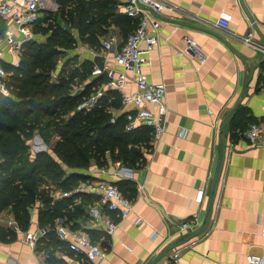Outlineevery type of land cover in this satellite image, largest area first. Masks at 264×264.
I'll use <instances>...</instances> for the list:
<instances>
[{"label": "crops", "instance_id": "obj_1", "mask_svg": "<svg viewBox=\"0 0 264 264\" xmlns=\"http://www.w3.org/2000/svg\"><path fill=\"white\" fill-rule=\"evenodd\" d=\"M104 1L110 2L113 13L105 28L107 33L100 37L102 47L92 49L80 38L78 30L72 29L78 52L70 59H77L80 65L86 60L94 63L95 57H101L105 72L107 69L120 71L113 56L133 32L134 21L124 13L125 0ZM162 1L177 6L178 10L165 11L161 15L159 43L142 71L150 82L166 87L165 132L159 139L153 135L149 150L143 148L145 163L141 166L110 163L107 168H99L92 163L87 170H77L62 165L67 173L76 171L90 176L89 182H131L138 193L133 201V213L119 222L113 238H105L102 227L92 219L84 226L102 232V240H108L110 247L105 258L90 262L83 254H70L67 249L59 248L54 256L65 264H150L169 242L181 240L203 224L221 150L222 173L206 230L154 264H172L170 257L177 250L181 254L176 264H250L249 255L264 258V147L251 145L243 135L232 140L234 114L224 124L226 115L244 91L240 107L246 108L249 116L256 119L255 123L264 128V52L261 50L264 49V0ZM63 2L65 0H46L48 10L39 25L45 26L44 18L56 16L57 23L62 26ZM64 7L69 10L66 5ZM221 17L228 18V29L217 26ZM15 30L12 23L0 20V67L19 64L20 53L4 43L9 31L15 33L17 40L22 38ZM41 37L43 34L35 33L34 40L44 42L39 40ZM187 37L201 47L204 63L187 50ZM247 38L249 44L245 42ZM111 40L113 49L105 50L104 43ZM79 48L88 50L89 55L81 56ZM94 69L97 71L96 66ZM95 71L93 77L102 74ZM129 79L124 88L127 95L135 91L131 76ZM245 80L246 88L243 87ZM109 90L114 89L105 84L89 98L98 92L106 95ZM117 93L120 106L110 108L116 119L135 109ZM36 134V148L41 150L36 153L47 152L53 156L52 148ZM55 160L60 162L56 157ZM199 189L205 190L201 204L195 201ZM57 190L54 198H66ZM84 192L98 199L95 194ZM37 209L31 210L27 232L32 234L41 231ZM137 218L142 222L136 224ZM9 220H13L11 214L6 211L0 214V226L12 230ZM85 229L75 232L89 236ZM14 233L11 239L0 238V264H47V255L27 245L22 231ZM70 241L68 238L63 243L68 247Z\"/></svg>", "mask_w": 264, "mask_h": 264}, {"label": "trees", "instance_id": "obj_2", "mask_svg": "<svg viewBox=\"0 0 264 264\" xmlns=\"http://www.w3.org/2000/svg\"><path fill=\"white\" fill-rule=\"evenodd\" d=\"M63 3L60 18L69 28L58 23L44 28L38 23L34 32L48 35L46 41L24 44L17 67L4 64L10 73L4 83L9 94L0 92V214L4 211L11 214L20 230L27 232L31 210L38 206V226L45 234L35 250L47 255V264H65L54 256L59 248L74 253L59 239L55 230L57 221H62L70 230L83 231L91 219L88 211L98 200L87 192L73 193L92 178L76 171L67 173L62 165L77 170H87L92 163L99 168H107L110 163L141 166L145 163L142 150L151 148L153 138V130L146 126L127 130L125 116L114 124L110 122L113 116L110 108L120 106V96L115 90L107 91L89 109H79L109 78L105 71L93 77L95 63L92 61L79 65L77 59L62 62L59 57L75 48L72 29L78 30L80 38L92 49L99 50L100 37L107 33L105 28L109 26L113 9L104 0H65ZM49 17L44 18V23ZM133 23L134 31L137 22ZM80 86L83 89L74 92ZM233 114L232 140L256 121L240 106ZM35 132L46 144L52 138L57 139L52 146L54 157L47 152L32 157L29 143ZM43 179L62 193L72 195L54 198L49 189L40 187ZM113 184L129 200L136 199L135 184L125 181ZM103 212L117 220L115 213L107 208L103 207ZM85 231L94 243L109 249L108 240H102V232ZM14 234L13 230L0 226L1 239H11Z\"/></svg>", "mask_w": 264, "mask_h": 264}, {"label": "built area", "instance_id": "obj_3", "mask_svg": "<svg viewBox=\"0 0 264 264\" xmlns=\"http://www.w3.org/2000/svg\"><path fill=\"white\" fill-rule=\"evenodd\" d=\"M47 10L46 0H0V20L12 23L15 26V32L22 37L17 40L15 33L9 31L5 35L4 43L15 52L21 53L24 44L34 40V28ZM123 10L127 17L137 22V28L115 51L113 58L121 70L107 69L109 82L106 87L119 92L125 103H131L135 107L133 113L125 116L127 130L131 131L140 125L146 126L151 128L154 137L159 139L164 134L167 123L166 87L164 84L150 82L142 71V66L148 62L150 54L159 43L162 27L161 15L165 11H176L178 7L162 0H125ZM229 24L230 22L226 17H221L217 21V26L222 29H228ZM245 42L249 44L250 39H245ZM185 43L187 50L191 51L201 63H204L205 56L199 44L189 37L185 38ZM104 49L112 50L113 41L105 42ZM261 50L264 52V49ZM95 73L100 74L102 71L97 70ZM129 76H131L135 91L127 95L124 93V88L130 82ZM8 77L9 74L3 67H0V92L6 96L9 92L4 83ZM103 96L104 94L98 92L82 103L79 109H89ZM153 106L155 110L152 109ZM116 121V117H112L110 120L112 124ZM242 135L251 145L264 147V128L260 124H251ZM84 191L95 194L99 199L96 205L90 207L88 215L95 224L102 227L105 238H113L119 222L133 213L134 202L125 197L119 188L110 182L83 183L73 193ZM204 194V189L197 191L195 201L198 204L203 202ZM70 195L72 193L62 194L63 197ZM103 207L115 213L117 220L103 212ZM59 221L55 228L57 235L61 241H67L68 238H71L68 245L73 252L83 254L90 262L107 256L108 249L101 247L100 243H94L86 234L70 230ZM141 222L140 218L135 220L136 224ZM8 226L15 232L21 231L14 220H9ZM22 233H24L25 243L35 249L38 240L45 234V231L41 230L39 234ZM262 234L264 235V226ZM180 254V250L172 253L170 257L172 264L177 263ZM247 260L250 264H264V258L259 255H249Z\"/></svg>", "mask_w": 264, "mask_h": 264}, {"label": "water", "instance_id": "obj_4", "mask_svg": "<svg viewBox=\"0 0 264 264\" xmlns=\"http://www.w3.org/2000/svg\"><path fill=\"white\" fill-rule=\"evenodd\" d=\"M93 61L95 63V66H96L97 70L104 71V60L101 57H95ZM248 73H250V71ZM243 87L246 88V80L244 82ZM244 97H245V92L243 91L241 93V95H240L237 103L234 105V107L226 115V117L224 119V124L227 122L228 118L240 106V104H241L242 100L244 99ZM222 154H223V152L221 150V158H220V161L218 163L217 172H216V175L214 177V180H213V183H212V187H211V190H210V194H209V198H208V205H207V208H206V217H205V220H204L203 224L200 227H198L196 230L191 231L190 233L185 234V236L181 240H173V241L169 242V244H167L161 250V252L151 261L150 264H154L158 260L162 259L163 257L166 256V254L168 252L173 251V250H176L178 247H181V246H184L185 244L190 243L192 240H194L195 238L199 237L206 230L207 224L209 222V213H210L211 207L213 205L214 198H215V193L217 191L218 184H219L220 178H221L222 167H223ZM183 224H186V222L183 223Z\"/></svg>", "mask_w": 264, "mask_h": 264}, {"label": "rangeland", "instance_id": "obj_5", "mask_svg": "<svg viewBox=\"0 0 264 264\" xmlns=\"http://www.w3.org/2000/svg\"><path fill=\"white\" fill-rule=\"evenodd\" d=\"M49 19H50V20H47V22H45V26H44V28H49L52 24L57 23V22L59 21V18H57L56 16H51ZM48 26H49V27H48ZM62 26L66 27V28H69V25H68V24H65V23H62ZM47 37H48V35H43V37L39 38V40L45 42L46 39H47ZM74 38H75V36H74ZM75 40H76V39H75ZM77 45H78V44L75 43V47H77ZM79 50H80V53L82 54L81 56H83V57H85V56L88 54V52H89V51L86 50V49H80V48H79ZM75 52H78V50H76V48H73V49H70V50H66V51H64V55L60 56L59 58H62V62H63L64 59L72 58V57L74 56ZM99 52H101V50H100ZM88 55H89V54H88ZM90 56H91V55H90ZM60 61H61V60H60ZM71 64H72V63H71ZM61 65H62V63H60L59 68L61 67ZM80 87H81V86H80ZM78 89H79V88L76 87V88H74V91H75V90H78ZM98 90H99V89H98ZM36 133H37V132H35L34 136L32 137V139L30 140V143H29V144H30V152H31V155H32L33 158L35 157V154H37L36 152L39 150V149L36 148V146L38 147V141L36 142V140H35V135H37ZM56 140H57L56 138H52L51 143H48L47 146H48L49 148H52V146H53V144H54V142H55ZM44 142H45V141H44ZM40 144H41V143H40ZM42 150H43V149H42ZM39 151H41V150H39ZM39 185H40V187H44V188L49 189V190L51 191L52 196H53V194L56 193V191H58L54 184L49 183V182L46 181L45 179H43L42 181H40ZM35 208L37 209L38 206H35Z\"/></svg>", "mask_w": 264, "mask_h": 264}]
</instances>
